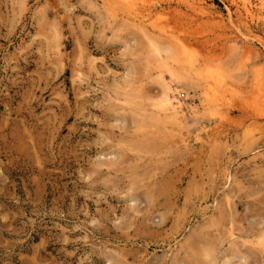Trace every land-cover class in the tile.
I'll return each mask as SVG.
<instances>
[{
	"label": "rangeland",
	"instance_id": "rangeland-1",
	"mask_svg": "<svg viewBox=\"0 0 264 264\" xmlns=\"http://www.w3.org/2000/svg\"><path fill=\"white\" fill-rule=\"evenodd\" d=\"M132 1L0 0V264H264V0Z\"/></svg>",
	"mask_w": 264,
	"mask_h": 264
},
{
	"label": "bare ground",
	"instance_id": "bare-ground-1",
	"mask_svg": "<svg viewBox=\"0 0 264 264\" xmlns=\"http://www.w3.org/2000/svg\"><path fill=\"white\" fill-rule=\"evenodd\" d=\"M121 2L124 3V5L128 6L130 8L131 11L135 12L136 15H140L141 18H143L144 16L142 15L143 14V11L146 10L144 8V5L142 3L138 4V2H135V1H132V0H120ZM146 12V11H145ZM140 18V17H138ZM172 39V38H171ZM246 45V44H245ZM192 64V63H191ZM189 66V65H188ZM173 89V88H172ZM170 92L171 90L169 88H166L165 92H164V97H163V101L162 103L165 105V106H168L169 108H167V110H170L169 113H171V111H173L174 109H172L173 107H170L171 104H170ZM174 96V94H173ZM214 96V95H213ZM217 99V97H216ZM221 99V98H220ZM172 103V102H171ZM177 106V105H176ZM174 106V107H176ZM177 110V109H176ZM168 112V111H167ZM180 112V111H179ZM174 113V112H173ZM166 114V113H165ZM168 114V113H167ZM177 114V113H175ZM171 116H172V113H171ZM177 117V116H176ZM167 118V117H166ZM177 120V119H176ZM175 121V120H174ZM173 121V122H174Z\"/></svg>",
	"mask_w": 264,
	"mask_h": 264
}]
</instances>
